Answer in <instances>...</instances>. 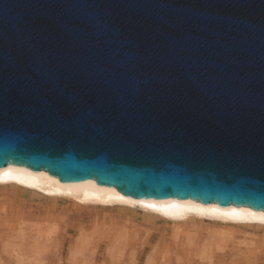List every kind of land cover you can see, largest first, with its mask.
<instances>
[{
    "label": "water",
    "instance_id": "95a60500",
    "mask_svg": "<svg viewBox=\"0 0 264 264\" xmlns=\"http://www.w3.org/2000/svg\"><path fill=\"white\" fill-rule=\"evenodd\" d=\"M264 211V0H0V169Z\"/></svg>",
    "mask_w": 264,
    "mask_h": 264
},
{
    "label": "rangeland",
    "instance_id": "374dc122",
    "mask_svg": "<svg viewBox=\"0 0 264 264\" xmlns=\"http://www.w3.org/2000/svg\"><path fill=\"white\" fill-rule=\"evenodd\" d=\"M86 213L81 217L67 202L0 187V264H146L151 249L145 247L141 255L144 242L151 235L154 244L164 239L171 245L175 230L177 240L199 238V246L208 242L192 224L171 228L124 212ZM227 241L228 247L240 243L242 250L252 245L264 256V231L238 229Z\"/></svg>",
    "mask_w": 264,
    "mask_h": 264
},
{
    "label": "bare ground",
    "instance_id": "6f19581e",
    "mask_svg": "<svg viewBox=\"0 0 264 264\" xmlns=\"http://www.w3.org/2000/svg\"><path fill=\"white\" fill-rule=\"evenodd\" d=\"M0 187L67 202L78 211L79 216L83 213L89 215L86 211L90 210L97 217V211H118L151 221H162L171 228L192 224L207 235L208 242L202 246L198 245L199 238L177 240L176 230L173 232L172 246L166 244L164 239L154 244L150 235L145 239L146 246L141 251L142 255L145 247L151 249L146 264L153 261L169 264L172 260L177 264L179 261L183 264H264L263 252L250 247L252 245H247L244 250L240 248V243L230 242L231 246L227 245L228 238L233 239L238 229L264 231V211H254L248 207H220L214 203L204 205L191 200L132 198L112 187L99 186L94 181L65 183L45 171L36 173L12 164L0 169ZM151 243L154 245L151 246Z\"/></svg>",
    "mask_w": 264,
    "mask_h": 264
}]
</instances>
